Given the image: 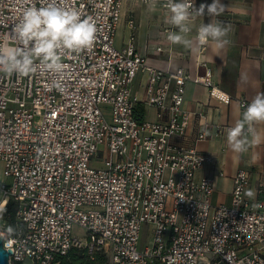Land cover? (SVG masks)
<instances>
[{"label":"built area","instance_id":"built-area-1","mask_svg":"<svg viewBox=\"0 0 264 264\" xmlns=\"http://www.w3.org/2000/svg\"><path fill=\"white\" fill-rule=\"evenodd\" d=\"M124 1L66 0L95 21L97 38L90 49L65 54L62 75L0 73V187L17 203L14 223L0 210L10 264H56L72 248L102 252L109 264H264V185L251 203V174L239 169L231 204L214 205V180L196 177L212 157L176 143L194 115L205 118L185 108L186 84L218 90L212 70L192 76L151 65L138 50L133 18L117 47ZM136 1L160 5L169 42L168 33L179 30L167 22V0ZM33 2L40 7L45 0ZM191 2L195 12L197 0ZM25 4L0 0V43H7ZM140 74L143 100L132 90ZM142 102L157 110L158 120L138 116ZM238 102L245 111L251 100ZM229 128L205 124L197 140ZM146 224L151 243L140 249Z\"/></svg>","mask_w":264,"mask_h":264},{"label":"crops","instance_id":"crops-1","mask_svg":"<svg viewBox=\"0 0 264 264\" xmlns=\"http://www.w3.org/2000/svg\"><path fill=\"white\" fill-rule=\"evenodd\" d=\"M212 2L197 0L196 8ZM220 3L226 7L214 19L230 28L226 37L229 43L222 49H217L211 39L205 44L196 40L198 28L210 22L211 17L206 10L205 15H197L191 23L192 32L186 38L192 43L185 46L165 40L162 34L166 24L165 14L160 5L136 0H125L122 4V19L115 44L117 47L124 45L129 35L128 20L133 18L137 25L138 50L151 65L163 70L184 68L192 76H203L208 68L212 70L218 90L210 91L194 82L186 84L185 108L193 113L201 112L205 118L194 115L186 136L176 139V143L212 157L197 171L196 177L214 180V205L231 204L234 177L242 168L251 174L246 196L253 203L258 199V189L264 185V122L254 124L252 131L245 124L244 133L250 143L247 151L242 153H236L229 147L227 131L219 137L197 140L205 124L234 127L242 120L244 110L238 98L252 101L257 94L264 93V0H220ZM157 45H164L165 51L157 52ZM145 87L146 76L140 74L132 84V90L142 100L145 98ZM141 106L147 119L158 120L155 108L143 102ZM6 203L7 200L0 205L1 213Z\"/></svg>","mask_w":264,"mask_h":264},{"label":"clouds","instance_id":"clouds-1","mask_svg":"<svg viewBox=\"0 0 264 264\" xmlns=\"http://www.w3.org/2000/svg\"><path fill=\"white\" fill-rule=\"evenodd\" d=\"M167 22L178 28L169 32L167 40L172 44L191 45L186 38L191 32L189 22L194 15L211 17L210 22L202 24L197 31L196 40L201 44L210 39L217 49L224 48L230 28L214 18L224 9L220 0L211 4H201L193 9L191 0H167ZM97 38V27L91 18H82L75 7L66 6V0H45L36 7L33 0H26L17 21L12 25L7 43H0V73L28 76L38 70L62 75L67 67L63 63L65 54L80 53L90 49ZM39 61V63H36ZM53 86H59L58 79ZM264 122V93L257 94L247 105L243 118L227 130V143L236 153L247 151L250 143L244 133L245 124L252 131L256 123Z\"/></svg>","mask_w":264,"mask_h":264},{"label":"trees","instance_id":"trees-1","mask_svg":"<svg viewBox=\"0 0 264 264\" xmlns=\"http://www.w3.org/2000/svg\"><path fill=\"white\" fill-rule=\"evenodd\" d=\"M137 109L138 116L142 118L144 110L141 104H138ZM16 210L17 203L13 198H10L2 209V215L8 222L14 223ZM56 264H109V259L102 252L97 251L89 254L87 249L72 248L66 255L58 257Z\"/></svg>","mask_w":264,"mask_h":264},{"label":"rangeland","instance_id":"rangeland-1","mask_svg":"<svg viewBox=\"0 0 264 264\" xmlns=\"http://www.w3.org/2000/svg\"><path fill=\"white\" fill-rule=\"evenodd\" d=\"M3 179L2 176V165L0 163V180ZM7 199L4 197V194L2 192V189L0 187V205L5 203ZM76 232L80 235L83 236V231L80 229H77ZM151 243V226L149 224H146L143 226V229L140 234V244L139 248L143 249L145 246L149 245Z\"/></svg>","mask_w":264,"mask_h":264},{"label":"water","instance_id":"water-1","mask_svg":"<svg viewBox=\"0 0 264 264\" xmlns=\"http://www.w3.org/2000/svg\"><path fill=\"white\" fill-rule=\"evenodd\" d=\"M12 250L5 249L3 246V236L0 235V264H10V256L12 254Z\"/></svg>","mask_w":264,"mask_h":264}]
</instances>
